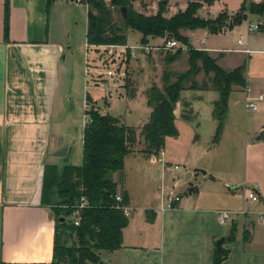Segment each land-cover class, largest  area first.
Segmentation results:
<instances>
[{"label":"crops","instance_id":"obj_1","mask_svg":"<svg viewBox=\"0 0 264 264\" xmlns=\"http://www.w3.org/2000/svg\"><path fill=\"white\" fill-rule=\"evenodd\" d=\"M47 2L48 0H9L8 33L5 37V0H0V264H43L52 258L55 218L51 208L41 204L42 178L44 165H55L59 168L64 165L61 158L54 155L52 158L49 157L50 150L59 145L58 140L62 137L65 126L70 122L75 123L74 120L66 119L65 110L60 109L59 90L65 76L66 54L68 52L73 58V53L77 49L71 48L66 40L70 15H75L80 5L72 0H50L49 5ZM167 2L171 0H166ZM137 3L134 4V8ZM85 10L86 37V6ZM175 13H171L170 17ZM196 35L212 36L205 30L187 33L191 40ZM202 42L200 44L205 45L207 39H202ZM84 47L88 48L87 43ZM193 47L207 51L217 62L220 61L219 57L212 54H224L225 51L202 46ZM259 52L264 56V51ZM245 75L248 92V75L247 73ZM182 99L187 100V97L181 96ZM93 103L97 107L96 102ZM178 105L179 103L176 107ZM149 112L148 109V114ZM177 123L175 119V126ZM85 124L84 113L79 142L81 154ZM263 128L264 122H261L251 139ZM168 139L170 138L165 139L163 155L157 157L159 161L153 162V155L148 157L143 153V145L139 142L137 146L142 147L140 149H136L137 146L133 147L132 152L124 159L123 170L113 174L118 196L125 193L128 198L125 213L129 223L123 230L121 249L101 253V263L212 264L216 241L224 238L221 247L228 251V254L221 264H264L262 178L253 181L243 179L242 186H256L260 202L263 204L247 207L249 214L231 224L220 225L217 212L246 210L245 205L248 203H244V200L240 208L232 205L233 191L241 186L235 182L224 185L227 191H220L218 188L210 192L206 200L202 199L200 193L194 192V196L186 199L179 197L180 201L174 207H168V197L162 192L156 193L153 201L151 195L147 193L150 204L142 206L133 215L130 213L131 199L123 188L125 182L123 176L125 177L129 158L135 162L139 178L151 182L152 178L159 176L158 171L152 166L159 164L161 171L169 168L171 156L166 150ZM249 141L245 144L247 151L264 154V143ZM64 147L71 150L67 162L70 164L73 148ZM62 148L61 146L60 149ZM81 161L82 156L81 159H77V164L74 162L70 165L79 166ZM145 162L150 166L145 167ZM260 168L261 174L264 175V161L260 162ZM187 173L177 185L184 184L182 181ZM195 173H192L187 182ZM118 183L121 185L118 186ZM147 211L153 212L152 217H155L153 222L147 220ZM260 214L263 215V219L257 223ZM231 236L232 239L226 241ZM244 236L246 241L243 239Z\"/></svg>","mask_w":264,"mask_h":264},{"label":"rangeland","instance_id":"obj_2","mask_svg":"<svg viewBox=\"0 0 264 264\" xmlns=\"http://www.w3.org/2000/svg\"><path fill=\"white\" fill-rule=\"evenodd\" d=\"M162 1L164 0H149V2H142V5L137 3L135 10L145 16H152L156 14L158 5ZM189 1L202 2V0H171V2H167L163 16L169 18L171 13L183 11L182 8ZM249 1L257 2V0ZM241 2L242 0H216L209 7L203 6L198 11V15L203 19L215 18L220 12L231 16L238 11ZM120 19V15L113 12L114 22ZM254 25H257L258 29L249 31L250 26ZM85 28L86 10L82 4L77 8L75 15H70L66 41L71 48L77 49L73 53V58L68 52L66 54L65 76L59 90L60 109L65 110L66 119L74 120L75 123L70 122L65 126L62 137L58 140L59 145L52 147L49 154V157L52 158L61 146L63 148H65L64 146L72 147L70 164H74V162L77 164V159H81L82 156L79 147L80 135H82V117L90 106L85 103L86 95H89L92 101L91 105L101 114H108L117 118L122 124L140 129L148 122L149 118L144 96L146 90L151 86L161 87V76L164 70L171 74H181L188 69L186 48L182 49V53L176 61L169 65L165 64L167 55L174 53L163 49L165 38H155L154 42L149 41V45H143L140 44V36L137 32L127 30L124 48L111 49L108 46L86 48L84 47L86 44ZM187 33L188 31H182L181 35L186 37L189 43L191 42L192 47L202 46L209 49L225 50L224 54H212L219 57L220 61L217 64L222 69L230 71L244 64L249 82L248 95L256 96L261 93L264 96V56L259 52L264 51V17L260 19L249 17L240 26L224 30L217 35H196L191 40ZM204 38L207 39V42L205 45H201ZM239 40H242L244 47L237 46ZM139 47H148L150 51L145 53ZM241 48H250L254 52L249 55L241 54L238 52ZM222 57L224 59H221ZM105 68H118L117 76L112 80L104 79ZM244 76L246 78L245 74ZM195 80L201 84L205 80L204 75L200 73ZM95 81L102 82V88H94ZM86 82L88 87H86ZM105 92H109L110 98H107ZM246 92L247 86L244 89L233 88L228 100L223 131L217 141H213L217 122L211 115L213 101L218 99L217 93L201 91L181 93V96L187 97V100L182 99L176 107L178 136L170 138L166 142V150L171 156L169 168L166 171H161L159 164L152 166L155 171H158L159 176L152 178V181L149 182L139 178L133 160L129 158L127 162L125 177L123 176L125 180L123 188L130 196L132 207L130 213L132 215L137 213L142 206L150 204L146 196L147 193L151 195V201L155 199L156 193L160 194L161 192L166 197L178 196L183 199L194 196L193 192L200 193L202 199L206 200L208 199L207 194L218 188L221 189L220 191H227L224 185L229 182L241 185L238 190L233 191L231 201L233 206L239 208L242 206L243 193H246L250 188V186H242L243 179L252 181L253 179H264L260 168V162L264 161V154L258 151L256 153L249 152L245 145L249 140L251 142L253 133H256L259 124L264 122V101L258 103L256 112L246 111L244 107ZM93 102H96L97 107ZM141 147L139 145L136 149ZM147 156L149 157V155ZM144 165L145 167L150 166L146 162ZM174 166H178L179 171H174ZM194 169L205 171L207 174L196 172L189 182L177 185L185 173ZM119 184L121 185L118 183V186H120ZM245 202L248 203L245 205L246 211H248L247 207L251 205L263 204L262 202ZM152 215L153 212L146 214L147 220L153 222L155 217Z\"/></svg>","mask_w":264,"mask_h":264},{"label":"trees","instance_id":"obj_3","mask_svg":"<svg viewBox=\"0 0 264 264\" xmlns=\"http://www.w3.org/2000/svg\"><path fill=\"white\" fill-rule=\"evenodd\" d=\"M215 1L188 2L183 11L169 18L163 16L167 5L164 1L159 3L156 14L152 16H145L135 10L134 4L138 2L142 5V0L84 2L87 6L88 47L126 46L125 32L131 30L139 34L140 44L143 45H148L155 38L179 42L186 48L188 69L181 74L164 70L161 87L151 86L146 90L149 118L139 131L122 124L115 117L101 114L91 105L90 97L86 96V103L90 106L85 110L81 164L73 166L66 163L61 168L44 165L41 204L51 208L55 219L52 258L43 264H102L101 253L121 249L123 230L129 223L125 213L128 198L125 193H120L121 201H116L118 193L113 174L123 170L125 157L137 143L143 145V153L158 156L164 149L165 139L178 136L175 109L181 102L182 92L217 93L212 118L217 122L213 141L218 140L233 88L244 89L247 86L245 65L230 71L222 69L207 51L193 48L180 32L205 30L217 35L240 26L249 17L263 18L264 0H242L238 11L231 16L220 12L212 19L199 17L198 11ZM47 4H50V0ZM8 5L9 0H5V37L8 33ZM122 8L125 9V19L114 22L113 12L120 15ZM181 53L182 48L173 55L168 54L165 64L176 61ZM200 73L205 80L198 84L195 78ZM77 213L80 221L76 226L74 215ZM231 239L232 236L226 241ZM243 239L246 241V236ZM227 254L228 251L217 250L215 246L212 264H221Z\"/></svg>","mask_w":264,"mask_h":264},{"label":"built area","instance_id":"obj_4","mask_svg":"<svg viewBox=\"0 0 264 264\" xmlns=\"http://www.w3.org/2000/svg\"><path fill=\"white\" fill-rule=\"evenodd\" d=\"M74 3H76L77 5H84V2L86 0H72ZM259 0H257L258 2ZM256 2V1H255ZM86 6V5H85ZM87 7V6H86ZM258 29L257 25L254 26H250L249 31H256ZM203 43V42H202ZM237 46L238 47H244V43L242 42V40L237 41ZM111 49H116V48H124V46H108ZM163 49L165 51L168 52H175L176 50L180 49V48H184L181 46V44L175 40H164L163 43ZM141 50L145 51V53H149L150 48L148 47H139ZM238 52L244 53L246 55H249L251 53V51L247 48H241L238 50ZM118 68H105L104 72H103V76L104 79H114L117 74ZM93 86L95 87H99L102 88L103 83L100 81H95L93 83ZM107 98H109V92H105ZM264 100V97L262 94H257L256 96H249L248 92H246L245 94V98H244V107L246 111L249 112H256L258 110V103L262 102ZM163 152L161 151L160 154L158 156H154L153 157V162L155 161H159V156H162ZM168 168V167H167ZM166 169V168H165ZM174 171H179V167L178 166H174L173 167ZM244 201H249V202H253V203H258L260 202V198L259 195L257 193V187L256 186H251L247 192L244 194L243 196ZM116 201L120 202L121 198L120 196L116 197ZM180 201V198L178 196H171L168 197V207H171L172 205L178 203ZM249 214V211L246 210H240V211H218L217 212V219H218V223L220 225H227V224H231L233 222H235L237 220V218H241L244 219L245 216ZM263 219V215H259L258 219H257V223H259L260 221H262ZM80 221L79 215L78 213L74 215V224L77 226L78 223Z\"/></svg>","mask_w":264,"mask_h":264},{"label":"water","instance_id":"obj_5","mask_svg":"<svg viewBox=\"0 0 264 264\" xmlns=\"http://www.w3.org/2000/svg\"><path fill=\"white\" fill-rule=\"evenodd\" d=\"M164 3H166V0H164ZM120 16H121V20L125 19V9L124 8L120 9ZM252 141L254 143H259V142L264 143V128L258 132V134L252 139ZM70 151H71L70 149L63 148V149H60L57 153H55L54 156L57 158H61L62 162L64 164H66L68 162V155H69ZM195 172H201L203 175H205V171L194 169L192 172H189L186 174L182 183L187 182L189 180V178L191 177L192 173H195ZM231 189H236V188L231 187ZM224 241H225L224 238H221L218 241H216L217 250L222 249L221 246L223 245Z\"/></svg>","mask_w":264,"mask_h":264}]
</instances>
